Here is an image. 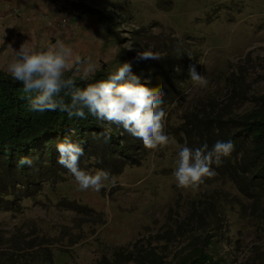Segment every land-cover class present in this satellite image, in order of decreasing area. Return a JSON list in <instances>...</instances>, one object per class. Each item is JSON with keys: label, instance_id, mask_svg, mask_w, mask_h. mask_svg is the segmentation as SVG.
I'll use <instances>...</instances> for the list:
<instances>
[{"label": "rangeland", "instance_id": "obj_1", "mask_svg": "<svg viewBox=\"0 0 264 264\" xmlns=\"http://www.w3.org/2000/svg\"><path fill=\"white\" fill-rule=\"evenodd\" d=\"M79 1L74 9L82 11L90 4L112 20L117 17L114 22L89 14L71 43L82 58H92L96 70L103 65L117 69L125 60H137L138 51H153L162 62L168 54L184 52L190 63L185 70L177 69L185 76L194 65L208 84L193 88L190 77L183 83V94L168 107L171 116L165 133L170 144L158 151L146 150L141 165L110 176L115 185L109 180L99 192L78 191L68 175L23 200L21 210H0V248L17 243L46 247L56 264H96L114 247L152 236L175 214L184 215L189 201L219 187L221 182H212L214 178L195 193L176 186L172 173L177 148L188 144L179 130L182 117L198 107L246 113L262 106L264 95V0ZM25 38L31 39H1L0 69L5 70L11 59L8 45L18 49ZM56 40L51 38L48 44ZM225 188L231 189L229 184ZM224 199L222 205L234 209L222 217L224 223L231 218L227 232L234 240L231 250L241 258L246 251L264 257V200L253 202L234 189ZM185 231L188 234L190 229Z\"/></svg>", "mask_w": 264, "mask_h": 264}, {"label": "trees", "instance_id": "obj_2", "mask_svg": "<svg viewBox=\"0 0 264 264\" xmlns=\"http://www.w3.org/2000/svg\"><path fill=\"white\" fill-rule=\"evenodd\" d=\"M91 13L112 20L102 11L95 9ZM181 53L168 54L163 58L165 62H122H131L132 74L140 77L146 86L164 94L161 107L166 113L165 124L171 116L168 107L183 94V83L190 77L189 73L184 76L177 69L185 70L190 63L186 54ZM115 70L103 65L87 80L77 73L74 78L77 86L83 88L88 83L107 79ZM27 95L20 82L0 69V210L19 211L23 200L37 195L46 184L54 186L66 176H72L57 163L55 144L65 137L84 148V156L80 158V167L84 170L103 169L114 176L128 166L142 164L147 149L122 127L108 125L87 113L85 119L69 118L66 112L59 110L34 112L29 108ZM260 101L262 106L242 114L198 107L182 117L179 130L188 137L189 146L195 148L207 143L211 148L217 140L234 143L231 155L222 158L219 167L213 164L216 175L212 182L218 181L221 185L189 201L184 215L175 214L172 221L152 232V236L114 247L96 264H264L263 256L249 255L246 251L241 258L237 250H231L234 240L227 235L231 218L224 223L222 217L234 209L225 208L221 203L232 189L253 202L264 200V95ZM109 127L111 140L108 143L103 137L93 138L92 133L99 134ZM22 156L32 159L31 167H18ZM227 184L231 189L225 188ZM189 229L187 234L185 230ZM235 241L236 245L240 243L239 236ZM0 264L55 262L49 248L35 249L17 243L0 248Z\"/></svg>", "mask_w": 264, "mask_h": 264}, {"label": "clouds", "instance_id": "obj_3", "mask_svg": "<svg viewBox=\"0 0 264 264\" xmlns=\"http://www.w3.org/2000/svg\"><path fill=\"white\" fill-rule=\"evenodd\" d=\"M58 2L67 9L73 3L69 0ZM20 10V6L10 4L5 12L20 16ZM11 35L16 39L21 36L16 30ZM8 47L12 55L6 61L5 70L23 85L24 93L28 94L26 99L30 110L40 113L59 110L66 112L69 118L86 119V113L90 114L108 125L122 127L125 132L140 140L145 149L151 151H158L170 144V138L165 133L166 113L161 107L164 94L159 89L146 86L140 77L132 74L131 62L122 63L107 79L80 88L74 73L80 72L82 79L87 80L95 73L96 64L91 57L82 58L73 45L57 38L55 43L38 48L31 38L22 42L18 49L10 44ZM136 59L161 58L153 51L143 50L137 52ZM189 76L193 88H204L208 84L206 77L199 74L194 65L189 67ZM62 92L64 95H61ZM92 135L93 138L103 137L104 142L108 143L111 140V128ZM55 148L58 152L57 163L72 175L78 191L91 189L99 192L109 180L115 185V178L110 177L108 171L84 170L80 167L84 148L79 143L65 137L55 144ZM234 148L231 140H217L211 148L207 143L195 148L187 143L178 146L172 173L176 186L184 191L198 192L206 180L215 177L213 164L219 167L222 158L230 156ZM32 164V159L26 156L20 157L18 161V167H31Z\"/></svg>", "mask_w": 264, "mask_h": 264}, {"label": "crops", "instance_id": "obj_4", "mask_svg": "<svg viewBox=\"0 0 264 264\" xmlns=\"http://www.w3.org/2000/svg\"><path fill=\"white\" fill-rule=\"evenodd\" d=\"M69 1L73 3L72 7L67 9L61 6L58 0H0V43L5 36L8 40H11V37L14 40L9 33L13 34L16 30L21 35L20 39L24 36L32 38L37 46L48 44L54 37L71 44L78 39L76 36L79 35L81 24L84 19H89L93 5H86L79 11L74 9L77 6L74 2L80 1ZM10 4L20 6V16L5 12Z\"/></svg>", "mask_w": 264, "mask_h": 264}, {"label": "built area", "instance_id": "obj_5", "mask_svg": "<svg viewBox=\"0 0 264 264\" xmlns=\"http://www.w3.org/2000/svg\"><path fill=\"white\" fill-rule=\"evenodd\" d=\"M14 9V12H17V9L16 8H13Z\"/></svg>", "mask_w": 264, "mask_h": 264}]
</instances>
